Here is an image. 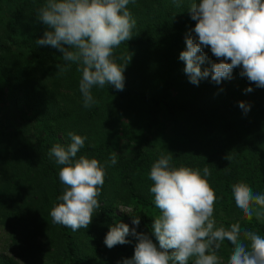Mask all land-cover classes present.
Segmentation results:
<instances>
[{
    "label": "trees",
    "instance_id": "trees-1",
    "mask_svg": "<svg viewBox=\"0 0 264 264\" xmlns=\"http://www.w3.org/2000/svg\"><path fill=\"white\" fill-rule=\"evenodd\" d=\"M193 2L129 3L136 20L133 37L115 49L119 64L131 56L124 71V89L94 87L97 103L85 108L78 65L64 61L58 49L36 43L48 30L37 19L46 0H0V227L5 234L0 242L10 244L9 251L21 263L123 264L130 259L136 246L130 235L127 244L111 249L104 244L109 226L119 220L112 214L113 205L118 200L127 202L131 219L139 216L138 228L154 237L153 218L161 213L150 192L149 173L168 151L173 167L198 169L208 180L217 196L213 214L217 226L228 229L238 222L264 237V217H245L232 192L233 185L243 182L254 194H264V88L241 77L239 67L223 88L211 76L198 85L190 83L179 56L196 24L188 11ZM204 53L207 60L202 70L219 62L210 47ZM69 63V70L59 74L56 65ZM249 87L251 92L246 91ZM241 101L250 105L249 111L240 108ZM20 107L19 116L9 115L10 108L18 111ZM134 114L137 122L124 123ZM163 115L182 125L170 149L150 154L136 149L130 157L116 153L115 138L107 132H134L137 125L144 133L153 132ZM69 132L87 138L77 159L84 155L106 165L100 208L89 227L77 231L52 223L50 216L51 209L62 202L58 197L65 185L59 179L63 166L48 152L55 144L66 147ZM113 153L115 165L108 163ZM205 166L211 172L208 177L203 175ZM0 264L19 263L0 253Z\"/></svg>",
    "mask_w": 264,
    "mask_h": 264
},
{
    "label": "clouds",
    "instance_id": "clouds-1",
    "mask_svg": "<svg viewBox=\"0 0 264 264\" xmlns=\"http://www.w3.org/2000/svg\"><path fill=\"white\" fill-rule=\"evenodd\" d=\"M129 3L135 0H46L39 9L37 19L48 30L36 43L58 49L64 61L78 65L85 108L97 103L92 94L94 87L124 89V71L131 56L127 63L119 64L115 49L133 37L136 20ZM188 11L196 24L185 38L186 50L181 51L179 59L185 63L190 83L198 85L201 79L211 76L219 84L231 79L233 69L239 67L241 77L264 88V0H194ZM206 47L219 62L202 70ZM70 63L57 64L58 73L67 72ZM239 106L245 112L250 110L243 101ZM68 136L66 147L55 144L48 152L57 165L63 166L59 179L65 185L63 195L58 197L62 202L51 209L50 216L52 223L77 231L88 228L95 210L100 208L98 196L105 182L106 165L84 155L77 159L87 138L73 132ZM172 161L171 152L161 154L149 173L153 181L150 192L161 213L151 225L159 247L148 234L137 232L139 216H132L136 227L125 223L109 226L104 244L111 249L129 243V235L137 239L134 255L124 259L123 264H189L190 258H195L192 264H220L218 253L227 241L231 245L228 264H264V237L238 222L228 229L217 226L213 215L217 196L208 180L198 169L176 168ZM108 163H117L115 153ZM203 175H211L207 166ZM232 192L245 217H264V194H254L243 182L233 185Z\"/></svg>",
    "mask_w": 264,
    "mask_h": 264
},
{
    "label": "rangeland",
    "instance_id": "rangeland-1",
    "mask_svg": "<svg viewBox=\"0 0 264 264\" xmlns=\"http://www.w3.org/2000/svg\"><path fill=\"white\" fill-rule=\"evenodd\" d=\"M231 79H226L221 81L220 86L221 88L224 87L225 82L231 81ZM20 109L18 111L14 110L13 108L9 109V115L11 113V116L16 115L19 116ZM133 113V111H131ZM137 117L139 118L138 112H136ZM133 115V114H132ZM137 117L134 114V118H128L124 121V123L130 122V124H134L138 121ZM182 125L178 122V120L172 116L169 115H163L160 118L159 125L157 129H155L153 132H146L144 133L140 127L137 125L134 129V132H131L128 130L129 133H127V129H114L110 130L108 133V137L112 138L114 137V147L116 150V153L118 155L124 156V157H130L133 155L134 152H136V149H141L142 152L150 154L152 152H163L165 150H168L171 148L172 142L175 138H179V134L181 133ZM133 131V130H132ZM120 132V133H119ZM148 133V134H147ZM117 141V142H116ZM113 205L112 214L117 216L119 220H117L118 223H125L128 224L130 228L136 227L132 224L131 219V212L132 208L127 202L125 201H117ZM118 223H115L118 224ZM114 225V226H115ZM137 232H143V229H139L136 227ZM5 236L4 230L0 227V239ZM131 239L137 244V239L130 235ZM152 240L156 241L155 236L151 238ZM156 244L159 247L158 241H156ZM225 245L220 252L218 253L220 257V264H228L229 256L231 254V245L225 242ZM10 250V244L8 243H2L0 242V253L7 259H16V261L19 264H23V260L18 257H14L13 253L9 251ZM195 258H190V263L192 264V261ZM44 263V261H43ZM103 264H108L107 262Z\"/></svg>",
    "mask_w": 264,
    "mask_h": 264
}]
</instances>
